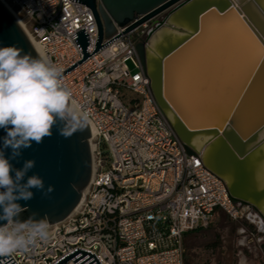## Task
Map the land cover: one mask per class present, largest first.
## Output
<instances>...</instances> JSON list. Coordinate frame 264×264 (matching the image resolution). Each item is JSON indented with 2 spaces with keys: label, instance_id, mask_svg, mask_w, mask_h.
<instances>
[{
  "label": "built area",
  "instance_id": "built-area-1",
  "mask_svg": "<svg viewBox=\"0 0 264 264\" xmlns=\"http://www.w3.org/2000/svg\"><path fill=\"white\" fill-rule=\"evenodd\" d=\"M0 1L63 73L75 66L63 81L89 113L94 132L92 172L78 204L50 224L46 243L12 253L16 264H53L76 247L94 253L101 264H185L186 235L208 228L217 209L233 221L255 213L232 202L225 182L199 153L186 152L153 96L135 48L149 26L124 33L129 24L113 21L115 32L93 52L96 20L80 2ZM80 32L90 56L78 64Z\"/></svg>",
  "mask_w": 264,
  "mask_h": 264
},
{
  "label": "water",
  "instance_id": "water-1",
  "mask_svg": "<svg viewBox=\"0 0 264 264\" xmlns=\"http://www.w3.org/2000/svg\"><path fill=\"white\" fill-rule=\"evenodd\" d=\"M76 1L89 7L96 20L98 40L93 52L101 48L104 36L115 32L113 21L119 26L129 24L124 33L149 26L135 48L157 103L188 154L199 153L191 141L195 135L206 137L203 150L221 136L229 143L222 145L214 156L213 168H208L224 182V170L234 168L231 185L225 182L232 202L250 207L264 225V213L257 207V202L264 199V188H255L243 165L248 155L264 145V28L254 23L256 20L264 27V10L256 0ZM174 21L185 22L194 31L187 32ZM142 33L140 30L139 35ZM159 34L156 50L163 55L154 57L152 77L147 70V44ZM175 36H182L183 40L171 46ZM77 41L82 48L81 64L90 56L88 41L82 32ZM12 45L33 57L38 54L0 1V47ZM52 131L53 135L44 138L43 143H33L22 150L21 157L11 161L21 168L25 160H35V167L27 176L38 174L45 188L53 185L55 189L50 197L32 189L33 199L19 201L28 206V211L21 213V220L32 213L37 214L36 219L46 217L50 224L63 220L78 204L90 180V126L68 139L59 135L58 126ZM4 135L0 129V137ZM6 155H10V149ZM70 259L75 264H101L94 253L77 247L53 264H64ZM0 261L16 264L11 256L0 257Z\"/></svg>",
  "mask_w": 264,
  "mask_h": 264
},
{
  "label": "clouds",
  "instance_id": "clouds-1",
  "mask_svg": "<svg viewBox=\"0 0 264 264\" xmlns=\"http://www.w3.org/2000/svg\"><path fill=\"white\" fill-rule=\"evenodd\" d=\"M62 73L46 56L33 57L15 45L0 47V129L5 132L0 137V257L28 251L51 235L46 217L36 219L32 213L20 219L28 206L19 201L33 199L32 189L50 197L54 186L45 188L38 174L27 176L35 160H25L21 168L11 161L21 157L23 149L51 137L56 126L59 135L68 139L91 123L89 113L73 100Z\"/></svg>",
  "mask_w": 264,
  "mask_h": 264
},
{
  "label": "rangeland",
  "instance_id": "rangeland-1",
  "mask_svg": "<svg viewBox=\"0 0 264 264\" xmlns=\"http://www.w3.org/2000/svg\"><path fill=\"white\" fill-rule=\"evenodd\" d=\"M127 64L131 71L135 70L131 61ZM249 217L248 215L240 221H233L227 215H223L208 228L188 233L185 237V264H238L241 257L239 250L249 260H257L253 251V247L257 245L255 238L247 239L248 248L237 247V240L241 237L237 233L239 228L244 227L253 232L258 230L257 223L251 221ZM259 243L264 247V240H260Z\"/></svg>",
  "mask_w": 264,
  "mask_h": 264
},
{
  "label": "bare ground",
  "instance_id": "bare-ground-1",
  "mask_svg": "<svg viewBox=\"0 0 264 264\" xmlns=\"http://www.w3.org/2000/svg\"><path fill=\"white\" fill-rule=\"evenodd\" d=\"M256 4L259 6L261 10H264V0H256ZM176 24L181 25L186 28L187 32H192L194 31V28L185 22L181 21H174ZM255 26L259 28H264L258 21H254ZM264 30V29H262ZM160 34L157 35L155 38L152 37L148 44H147V52H146V57H147V70L150 76L154 77V63L153 59L154 57L159 58L160 56L163 55L162 51L156 50L158 40L160 39ZM183 37L182 36H175L171 39V46L176 45L178 42L182 41ZM33 46L35 47L36 51L38 54L43 55V51L40 49V47L37 44L32 43ZM153 49V51H152ZM166 51L169 50V47L165 48ZM170 118L172 121L175 123L174 117L171 115L170 112H168ZM91 129V137L94 136V132L92 127L90 126ZM206 140L205 136L202 135H195L191 138V141L193 145L196 147L197 150H199V154L204 162V164L207 167L213 168V159L215 154L220 150L222 145H229V143L223 139L221 136V139H216L214 140L205 150L202 149L203 143ZM244 168L249 172L251 181L255 188L257 189H262L264 188V145L260 146L257 148L254 152H252L250 155H248L244 161H243ZM223 177L225 179V182L228 185H231L233 181V175H234V168L232 166H229L227 169L224 170L223 172ZM241 195L245 198H249L247 194L241 193ZM257 207L264 213V199H261L260 201L257 202ZM254 218L253 220L251 218ZM251 221H254L256 223H261L260 218L257 219L256 215H250L249 217ZM261 229H264V225H260Z\"/></svg>",
  "mask_w": 264,
  "mask_h": 264
},
{
  "label": "crops",
  "instance_id": "crops-1",
  "mask_svg": "<svg viewBox=\"0 0 264 264\" xmlns=\"http://www.w3.org/2000/svg\"><path fill=\"white\" fill-rule=\"evenodd\" d=\"M223 215H226L223 211L217 209L214 212V217H213V222L218 221L219 219L222 218ZM253 215H256V218L259 219L258 215L256 213H253ZM252 220L254 219L253 217L251 218ZM258 225V230L256 232H254L253 236H250L249 233L247 232L248 230L246 229V232L243 230L244 227L239 228V230H237V233L239 235H241V237L237 240V247H247L248 248V243L249 241L247 240L249 237H253L255 238L254 241H257V245H255L253 247V251H254V257H257V260H249L241 250H239V252H241V257L239 260L238 264H264V247H262V245L259 243L260 240H264V229L260 228L261 223H257ZM243 235V236H242Z\"/></svg>",
  "mask_w": 264,
  "mask_h": 264
}]
</instances>
